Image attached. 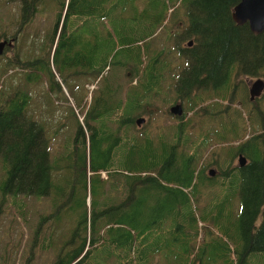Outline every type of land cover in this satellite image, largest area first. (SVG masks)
I'll return each mask as SVG.
<instances>
[{
    "label": "trees",
    "instance_id": "obj_1",
    "mask_svg": "<svg viewBox=\"0 0 264 264\" xmlns=\"http://www.w3.org/2000/svg\"><path fill=\"white\" fill-rule=\"evenodd\" d=\"M138 1L46 0L58 4L59 20L65 11L63 27L81 15L85 33L92 34L93 24H99L100 68L84 69V76L102 78L103 86L83 119L75 120L69 154L78 153L80 146L81 156L69 157V165L51 164L46 122L29 111V84L46 82V75L41 69H24V81L6 88L3 74L12 81L15 76L14 62H6L0 73V213L10 200L26 222L27 198L51 196L52 210L38 212L30 227L31 250L52 249L48 262L39 264H248L252 254L264 253V110L258 103L248 109L245 100L240 102L244 115L232 106L240 77L264 78V31L256 35L248 23L232 20L233 7L241 0H151L144 8ZM180 16H185L182 29L165 30L170 17L175 21ZM159 29L168 40L176 38L179 56L186 61L173 83L176 97L185 101L184 114L171 136H137L135 117L147 113L145 104H154L163 78L158 67L169 66L159 59L162 52L152 54L148 46L147 39ZM1 32L0 39L5 35ZM182 41L187 46L181 47ZM114 65L136 80L126 91L106 72ZM67 74L77 77V70ZM48 90L57 89L49 83ZM188 112L191 118L184 120ZM196 123L219 126L194 136ZM255 124V133L245 138L246 125L254 129ZM213 141L237 142L217 178L207 175L204 164L198 166ZM239 156L246 159L243 167L240 162L231 165ZM67 167L69 186L63 181V187L56 185ZM100 172L107 173V180ZM214 186L224 197L206 199L202 190ZM80 188L83 202L76 199ZM79 207L82 214L76 216ZM61 209L64 216L58 214ZM49 221L58 228L70 222L71 228L57 241L52 236L57 232L45 239L41 235ZM33 258L31 254L20 264H36ZM1 259V264L14 260L8 254Z\"/></svg>",
    "mask_w": 264,
    "mask_h": 264
},
{
    "label": "rangeland",
    "instance_id": "obj_2",
    "mask_svg": "<svg viewBox=\"0 0 264 264\" xmlns=\"http://www.w3.org/2000/svg\"><path fill=\"white\" fill-rule=\"evenodd\" d=\"M150 1L151 0H139L137 2V5L139 8H144L145 6H148L150 4ZM45 2L46 0H42V2L39 3L40 5L38 6L36 12L31 16L32 19L26 26V35L24 37V40H22L21 42L24 45H33L35 47L42 46L44 48V51L34 53L30 60L36 58L37 60H40L41 58L45 57L46 62H51L54 58V55L56 54V58H54L53 61L55 69H52L54 77L59 82L62 81L63 78L67 81L63 82V87L61 88V90H55V93L49 92L50 90H48V80L46 82L43 81L39 84H36V82L29 84V89L33 94L30 102L31 108L29 111L32 113L35 119L45 121V128H48L46 136H49L51 140L49 148V152L51 153L50 163L52 164V162L55 160L57 165L64 166L65 164L69 165V157H75V159L77 160L78 157L81 156L80 146L78 149V153L70 152L69 154V150L73 148V137L77 129V127L75 126V120L79 119L80 121L83 119V111L84 109L89 107L91 98L99 96V89L101 86H103V80L102 78L101 81L100 79L94 80L93 77L87 76H83V78H80L78 80V77L69 79V77L67 76V72L69 71L84 69V67L78 63L77 53L80 43L77 39H75L74 36V34H77L79 32L76 23V20H78V18L70 19V24L65 23L63 32L61 33V30L59 31V33H61L59 43L57 41L55 45H53L52 52H50L52 54L48 53V48L51 51L52 45L50 36L52 33L54 34L56 32L55 22L58 21L59 15H57L58 7L56 5L48 4ZM150 6L157 7L158 5ZM22 7L23 4H21V2H19L18 0H0L1 33H8V35H10L13 34L14 31H16L15 28L17 24L15 23V21L17 20V15L22 10ZM182 12L183 11L181 10L179 13L181 14ZM184 22L185 16H180L175 21L173 19L171 20L170 17L165 26V30L177 32L183 28L185 24ZM165 30L162 31L161 29H159L157 30V33L147 39V41L149 42L148 46L151 50V53L156 55L159 52H162V54H160L159 56V59H165V61L168 62L169 66L168 68H165L164 65L163 67H158L160 73H162L163 75V78L160 82V84L162 83V87L159 88V94L154 100V104H145V110L147 111L146 114H138L137 117H135L136 119L141 117L144 118L142 126L136 125V128L138 130H136V128L133 130L137 136H140V134L142 135V133L146 132H149L153 136L160 135L161 133H163V135L171 136L173 128H175L180 123V117L178 118L172 115L169 108L176 102L181 101L182 105H184L185 103L184 100L176 97L174 93L175 90L173 83L175 79L179 78V76L181 75V73L178 72V69H182L186 64V61L181 59V57L179 56L180 48L176 46V38L168 40ZM31 35H34L35 38L32 37L30 39ZM93 44H95L93 37L86 36L85 41H83V47L90 63L92 62L93 56H95V52L92 51ZM179 45L181 47H185L187 46V43L185 41H182ZM25 53L26 50L22 49V54L24 56L26 55ZM8 54H11V52H9ZM7 60L8 58L0 61V73L8 67L6 63ZM36 66L37 68L40 67L38 65ZM117 67L118 65H114V68H110L111 70L107 69L106 72L109 71L111 73L110 79H114L115 83H122L126 91L131 84H135L136 80L131 79L132 74L128 70L120 69ZM87 68L88 66L86 67V69ZM40 69L42 70V68ZM61 69L63 70L61 71ZM11 72L13 71L8 72V74H10ZM62 73H64L65 75H63ZM14 75V81H12L10 80L7 73L3 74V87L5 86L7 88L8 85L10 86V84H12V82L20 84V82L24 81L22 75H19V72H14ZM257 78H261L264 82L263 77H240V81L235 94L237 96V101L234 102L232 108H236L239 110L242 109L243 115L247 112L243 107H241L240 102L242 100L248 102L246 103V107H248V109H254L258 103L260 109L264 110V91L262 95L255 100H251L249 95V88L251 87L252 80H255ZM78 85L79 88L77 89ZM68 87L74 91V94L68 90ZM224 103H227V101H224ZM71 112H73V114ZM191 115L192 112H188L184 120H186L188 117L191 118ZM217 126L219 125L210 123L209 125H204L203 128H201V125L196 123L191 129V134H193L194 136H197L200 133L204 134L205 132L211 130L213 127ZM247 126L248 125H246L245 138H248L251 134L255 133L254 131L258 128L256 124L254 125V129H249ZM236 144L237 142L217 143L216 141H213L208 149L205 150V152H202L203 156L198 166L201 167V165L204 164L206 167L205 171L207 175H209V170L212 169L213 171H215V175L211 178H217L219 176V172H221L220 167H223L220 164H222V162L227 163V153L228 151H230V147ZM67 157L68 159L66 161ZM238 163L239 158L234 157L231 165L237 166ZM69 169L70 168L67 167L65 170H63V172L59 175L60 178H57L56 185L63 187V181L64 184H68L69 186ZM100 174L104 179L107 180V173L100 172ZM221 180V178H218L216 180V183L219 185V182H221ZM219 188L218 186L205 188L204 190H202L203 196L207 199L218 194L221 195V198H223V191H221V189ZM65 192L68 194V192L70 191L66 188ZM78 192L79 193L76 194V199L79 202H83L82 188H80ZM55 195H53L52 198H55ZM89 199L90 197L88 196V204H90ZM27 201L30 207L26 208L28 216L26 222L24 221L25 218L24 216H22V213L20 214L19 212V215L21 216L20 218L18 213L15 211L18 209V206L15 207L13 204H10V200H8V204L5 203V205L3 206L6 207V209H4V212L2 210V212L0 213V260H2V256L8 254L10 260L14 259L11 261V263L8 264H20L22 263L24 258L31 254L34 255L33 259L35 263L39 264L42 263V260L45 259L48 262L49 257L52 255V249H49L48 253L40 252V250H38L37 253L36 249L35 251H33L29 246L31 242V233H33V230H31L30 227L36 220L38 212L45 211L46 213L47 211L52 210L53 205L51 202V196L45 198L43 197L39 200L32 198V196H29L27 198ZM235 203L237 205V201ZM33 210L34 213H32ZM81 212L82 208L79 207L75 213L76 216L82 214ZM58 214H60V216H64V210H58ZM30 216L33 217L30 219ZM56 222L57 221H54L55 224ZM56 225H53L51 221H49L46 227L43 229L41 237L45 233L44 237L46 239L50 236L51 232H57V236L56 233L52 235L57 241L59 236H61V238L65 237L66 233L69 232V229L71 228L70 222L64 223V228H58V225ZM203 236L204 233H202V237ZM195 264H198V262ZM248 264H264V253L252 254L249 258Z\"/></svg>",
    "mask_w": 264,
    "mask_h": 264
},
{
    "label": "flooded vegetation",
    "instance_id": "obj_3",
    "mask_svg": "<svg viewBox=\"0 0 264 264\" xmlns=\"http://www.w3.org/2000/svg\"><path fill=\"white\" fill-rule=\"evenodd\" d=\"M18 1L21 2V4H23V7H22V10L17 15L18 18L15 21V23L17 24V26L15 28L16 31L13 32L14 35L13 34L8 35L7 33H5V35H3V37L0 39V40H6L7 42H9L8 46L4 47V49H3L2 56H0V61L7 59V58H8L7 61L12 60V62H14V66H15V68H14L15 72L16 73L19 72V75H23V72H25L24 69H40V68H42V70L39 72L41 74L46 75V78L49 81V83H51L52 87L55 86L57 90H60L61 87L58 88L57 85L62 86L63 85L62 83L67 82V81L64 80V78H63L62 81L57 82V79L55 77L52 78V76L50 75V73L53 74L52 69H55V65L53 64V61H54V58H56V54L54 55V58L51 61L52 65H51V62H46L45 57L41 58L40 60H37V58L30 60L31 57L34 55V53L44 51V48L42 46L35 47L33 45H27V44L24 45L21 42L22 40H24V37L26 35V31H25L26 26L29 23V21H31V19H32L31 16L36 12L38 6L40 5L39 4L40 2L37 4L34 0H30L29 2H24V0H18ZM45 3L53 4V5H56L58 7V4L54 3V2H50V3L45 2ZM65 18H66V15H65V11H64V13L62 14L61 20H59V18H58V21L55 22L56 32L54 34L52 33L50 36V41L52 42V45H51V51L48 48V53L52 52L53 45H55V43L57 41H58V43L60 41L61 33L64 30L63 22H64ZM84 20H85L84 15L79 16V18L77 20V26H78L79 32L77 34H74L75 39H77L80 43L79 44V50L77 53L78 54V57H77L78 63L81 64L84 67V69H86L87 66H88L87 69H89V70L90 69H96L98 67L96 57H97V53L99 52L98 50H99L100 39L98 38V36L95 32L98 30L100 31V26H99V24L94 23L93 24L94 32H92V34L91 33H85L86 27H85ZM60 30H61V33H59ZM86 36L93 37V39L95 41V44H93V47H92V51L95 52V56H93L91 63H90L89 59L87 58V56L84 52V47H83V41H85ZM32 37L35 38L34 35H31L30 39ZM30 39H29V41H30ZM98 40H99V43H98ZM53 41H54V43H53ZM22 49L26 50L25 56L22 54ZM9 52H11V54H8ZM50 54H52V53H50ZM36 65H38L40 67L37 68ZM98 68H100V64H99ZM84 69H77L78 80L80 78H83ZM183 70L184 69H178V72L180 73ZM67 76L69 77V79L77 78V77H70L68 74H67ZM49 83H48V85H49ZM78 88H79V85L77 86V89ZM177 103L182 104L181 101L176 102L175 104H177ZM172 105H174V104H172ZM175 117H177V116H175ZM48 140H49V142H51L50 138H48ZM49 148H50V145H49Z\"/></svg>",
    "mask_w": 264,
    "mask_h": 264
},
{
    "label": "water",
    "instance_id": "obj_4",
    "mask_svg": "<svg viewBox=\"0 0 264 264\" xmlns=\"http://www.w3.org/2000/svg\"><path fill=\"white\" fill-rule=\"evenodd\" d=\"M232 20L239 25L249 24V29L256 35H260L264 31V0H241L234 7ZM6 40H0V56H2L4 47L8 46ZM192 44V41L188 42V46ZM264 91V82L261 78L252 80L251 87L249 88V95L251 100L259 98ZM170 113L178 118L184 114L183 106L181 103L171 105ZM144 118H137L135 123L138 126H142ZM239 166L246 163L244 157L239 156ZM209 175L214 176L215 171L209 170Z\"/></svg>",
    "mask_w": 264,
    "mask_h": 264
}]
</instances>
